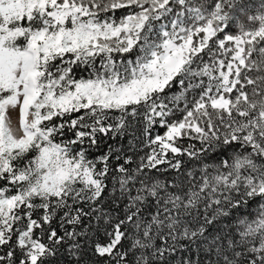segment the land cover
<instances>
[{
  "label": "snow or ice",
  "instance_id": "obj_1",
  "mask_svg": "<svg viewBox=\"0 0 264 264\" xmlns=\"http://www.w3.org/2000/svg\"><path fill=\"white\" fill-rule=\"evenodd\" d=\"M0 264H264V0H0Z\"/></svg>",
  "mask_w": 264,
  "mask_h": 264
},
{
  "label": "trees",
  "instance_id": "obj_2",
  "mask_svg": "<svg viewBox=\"0 0 264 264\" xmlns=\"http://www.w3.org/2000/svg\"><path fill=\"white\" fill-rule=\"evenodd\" d=\"M117 15H119V13H117Z\"/></svg>",
  "mask_w": 264,
  "mask_h": 264
}]
</instances>
